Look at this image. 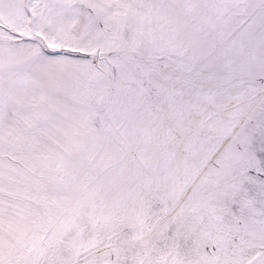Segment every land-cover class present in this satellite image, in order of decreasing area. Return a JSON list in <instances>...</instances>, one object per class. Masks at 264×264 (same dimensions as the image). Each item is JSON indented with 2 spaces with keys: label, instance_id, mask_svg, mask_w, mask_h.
Here are the masks:
<instances>
[{
  "label": "snow or ice",
  "instance_id": "6c2138e0",
  "mask_svg": "<svg viewBox=\"0 0 264 264\" xmlns=\"http://www.w3.org/2000/svg\"><path fill=\"white\" fill-rule=\"evenodd\" d=\"M0 264H264V0H0Z\"/></svg>",
  "mask_w": 264,
  "mask_h": 264
}]
</instances>
